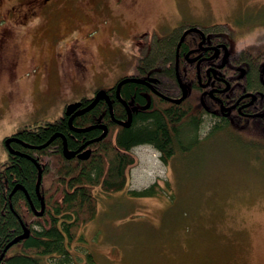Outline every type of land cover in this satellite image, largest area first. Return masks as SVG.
Wrapping results in <instances>:
<instances>
[{"label":"rangeland","instance_id":"rangeland-1","mask_svg":"<svg viewBox=\"0 0 264 264\" xmlns=\"http://www.w3.org/2000/svg\"><path fill=\"white\" fill-rule=\"evenodd\" d=\"M116 3L0 0V36L7 35L0 57L17 62L12 74L0 72L1 164L5 137L58 119L70 101L134 71L129 57L113 60L108 44L128 49L133 34L157 21H165V32L173 26L167 15L174 0ZM177 8L192 20L241 31V44L264 41V0H178ZM198 136V145L178 149L168 163L152 145L131 149L128 189L158 183L161 192H97L96 217L69 247L73 264H264V155L231 130L206 125Z\"/></svg>","mask_w":264,"mask_h":264},{"label":"trees","instance_id":"trees-1","mask_svg":"<svg viewBox=\"0 0 264 264\" xmlns=\"http://www.w3.org/2000/svg\"><path fill=\"white\" fill-rule=\"evenodd\" d=\"M130 84L131 89L136 88V84ZM137 86L144 87L141 84ZM128 89L123 90L127 98ZM162 104L161 109L152 113L139 110L133 114L130 126L110 120L106 103L96 104L84 117L74 120L78 128L100 123H106L109 128L102 140L92 143L91 155L86 159L67 157L59 134H67L69 145L73 147V136L78 140L83 136L82 141H86L98 135V127L76 131L60 119L46 123L38 131L31 130L29 126L21 128L19 138L31 146H22L20 150L28 157L9 153L7 161L0 163V257L5 253L0 264H42L40 255L58 258L55 264H73L69 247L82 239V229L96 217L99 210L97 192L110 194L125 190L138 196L160 193L162 187L158 183L141 190L128 189L129 168L136 162L131 149L151 144L168 163L178 149L187 153L200 143L197 129L186 134L188 145L184 144L178 126L181 122L187 123L190 116L183 105L173 104L166 108V102ZM114 114L118 118L125 117L124 109L119 107L114 108ZM41 145L45 146L37 147ZM37 160L43 167L40 186L45 201L43 214L37 213L42 208L37 193ZM17 185L27 189L36 209L23 188L19 187L12 193ZM21 220L30 228V234L7 249L14 238L25 232Z\"/></svg>","mask_w":264,"mask_h":264},{"label":"flooded vegetation","instance_id":"flooded-vegetation-1","mask_svg":"<svg viewBox=\"0 0 264 264\" xmlns=\"http://www.w3.org/2000/svg\"><path fill=\"white\" fill-rule=\"evenodd\" d=\"M124 2L125 0H119L116 5ZM174 5L173 11L167 15L176 21H171L173 23L171 30L165 32L163 30L165 21L160 20L152 30L146 29L133 34L128 49L117 42L108 44V49L116 53L113 60L120 54L127 60L129 57L133 72L127 73L125 70L126 73L114 85L97 89L91 97L70 101L66 104L63 115L54 121L60 119L66 121V125L73 130L71 124L75 126L74 120L84 117L90 110L78 112L92 102L100 89H105L111 103L102 98L97 104L106 103L109 119L113 122H116L115 118L128 119L129 108L132 114H135L139 110L149 113L157 111L164 102L166 108L173 104L183 105L182 107L189 112L190 121L187 123L180 121L181 125L178 128L182 138L188 136L186 134H191L190 130L194 133L198 129L199 133L202 127L208 125L211 129L233 131L245 145L253 148L257 144L258 147L254 148L264 155V41L247 42L242 45L240 40L245 34L241 31H236L230 26L226 30L220 29L222 23L206 24L192 20L177 8L178 0H174ZM6 37L4 34L0 36L1 47ZM145 37L147 40L141 42ZM131 47L136 50H132L130 54ZM121 61L118 59V62ZM16 64L15 60L9 63L4 57H0V72L12 74ZM127 76L143 78L146 83L133 81L124 83L120 88V98L117 94V85ZM130 83L136 84V88L131 89ZM137 84L144 87L141 88ZM127 88L128 98L123 93ZM142 99L144 102H141ZM77 101H81L82 104L67 114L68 104ZM145 105L149 106L142 108ZM134 106L138 108L133 110ZM115 107L124 109V118L115 116ZM110 108L113 109L114 118ZM48 122L29 127L33 131H38ZM196 122L199 123L195 126ZM66 125L63 127L66 128ZM20 130L9 136L20 137ZM103 130L100 128L97 136L101 135ZM65 136L66 138L62 137L63 150L67 144L69 150L77 151L74 158H80L79 154L85 149L89 148L92 151V144L79 150L90 139L82 141L83 136L79 140L73 136L75 143L70 147L67 134ZM11 146L15 150H20L23 144L20 141H12ZM9 153L11 152L8 150V155Z\"/></svg>","mask_w":264,"mask_h":264},{"label":"water","instance_id":"water-1","mask_svg":"<svg viewBox=\"0 0 264 264\" xmlns=\"http://www.w3.org/2000/svg\"><path fill=\"white\" fill-rule=\"evenodd\" d=\"M130 81L146 83V80H144L143 78H140V77H135V76H127V77H124L123 79L120 80V82H119L118 85H117V94H118V96H119L120 98H121V95H120V88H121V86H122L124 83H126V82H130ZM102 98H106V99L108 100V102L111 103V102H110V97H109V95L107 94L106 90H105V89H100V90L96 93V95H95L94 99L92 100V102H91L90 104H88L86 107H84L82 110H80L78 113H82V112H85V111H88V110L92 109V108L98 103V101H99L100 99H102ZM177 101H178V100H177ZM81 104H82L81 101L72 102V103L68 104L67 109H66V113H67V114H70V113L73 112L77 107H79ZM125 104H126V103H125ZM126 105H127V104H126ZM148 106H149V105H145V106H143V107L146 108V107H148ZM137 108H138L137 106H134V107H133V110H136ZM110 109H111V113L113 114V109H112V108H110ZM113 118H114V114H113ZM132 119H133V114H132V110H131L130 108H129V118H128L127 120L116 119V118H115V120H116L117 123H119L120 125H124V126H130V124H131V122H132ZM70 122L72 123V119H70ZM97 127H98V128H103L104 130H103L102 134H101L99 137H97V138L91 140V141H95V140H100V139L104 138V137L108 134V132H109V128H108V126H107L106 124H92V125H89V126H87V127H85V128H77V129H78V130H81V131H82V130H83V131H86V130H90V129L97 128ZM12 141H20V142H21L23 145H25V146H31L30 144L24 142L22 139H20V138L17 137L16 135L6 137V138H5V145H6V147L8 148V150H9L11 153H12V152H15L14 149L12 148V146H11V142H12ZM42 146H45V145H41V146H37V147L41 148ZM79 150H83V147H80ZM91 152H92L91 149H89V148H88V149H85V150H83V151L79 154V157H80V158H85V159H86V158L90 157ZM64 153H65V155H66L67 157H73V156H75V154L77 153V151H71V150H69L67 144H65V146H64ZM36 162H37L38 167H39V175H38V182H37V193H38V195H39V197H40V199H41V202H42V208H41L40 211L38 210L37 213H38V214H43V212H44V210H45V201H44V199H43V197H42V195H41V192H40V186H41L42 175H43V168L40 166V164L38 163V161H36ZM19 187H21V188L24 189V187H23L22 185H17V186L13 189L12 193H14ZM33 208L36 209L35 206H33ZM29 234H30V230H29L27 227H25V232H24L23 234H20V235L17 236L16 238H14V239H13V240L7 245V249H8L10 246H12L13 244L19 242L21 239H24V238L28 237ZM4 254H5V253H4ZM4 254H3V255H4ZM3 255H2V256H3ZM2 256L0 257V260H1Z\"/></svg>","mask_w":264,"mask_h":264},{"label":"bare ground","instance_id":"bare-ground-1","mask_svg":"<svg viewBox=\"0 0 264 264\" xmlns=\"http://www.w3.org/2000/svg\"><path fill=\"white\" fill-rule=\"evenodd\" d=\"M127 120V119H126ZM100 124H102V123H100ZM119 124V123H118ZM72 125V127L76 130V131H81V130H78L77 128L78 127H75L73 124H71ZM85 127H87V126H85ZM85 127H83V128H85ZM83 131V130H82ZM102 134V133H101ZM61 137H64V138H66V136H65V134H63V133H61V134H59ZM100 136V135H99ZM99 136H95V137H93V138H91L90 140H88V141H86L81 147H83V148H85L88 144H92L93 142H96V141H99V140H95V141H91V140H93V139H95V138H97V137H99ZM103 139V138H102ZM102 139H100V140H102ZM66 141V140H65ZM23 146H25V145H23ZM21 149V148H20ZM14 151L15 152H12L13 154H21V155H24V156H27L28 157V155H27V153H25V152H22L21 153V150H15L14 149ZM37 158H35V160H36ZM83 159H85V158H83ZM38 161V163L40 164V166L42 167V165H41V163L39 162V160H37ZM43 168V167H42ZM37 182H38V179H37ZM41 183H42V181H41ZM24 187V186H23ZM25 192H26V194H27V196H28V198H29V200H30V202H31V205H32V207L34 206V203L32 202V200H31V198H30V196H29V193H28V191H27V189L24 187V189H23ZM21 222H22V224L24 225V229H25V227H27V225L24 223V221H22L21 220ZM29 230H30V228L29 227H27ZM23 234V233H22ZM21 240H23V239H21ZM20 240V241H21ZM18 243V242H17ZM16 244V243H15ZM14 245V244H13ZM12 245V246H13ZM11 247V246H10ZM9 247V248H10ZM8 248V249H9ZM5 255V254H4ZM2 258H3V256H2ZM1 258V259H2Z\"/></svg>","mask_w":264,"mask_h":264}]
</instances>
